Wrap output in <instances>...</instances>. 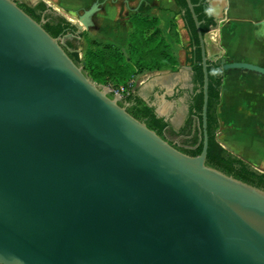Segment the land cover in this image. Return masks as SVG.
I'll list each match as a JSON object with an SVG mask.
<instances>
[{"label":"water","instance_id":"1","mask_svg":"<svg viewBox=\"0 0 264 264\" xmlns=\"http://www.w3.org/2000/svg\"><path fill=\"white\" fill-rule=\"evenodd\" d=\"M39 1L0 0V264H264V190L206 165L207 61L264 67L209 56L186 0L203 71V147L190 156L18 5ZM94 11L66 37L80 40Z\"/></svg>","mask_w":264,"mask_h":264},{"label":"trees","instance_id":"2","mask_svg":"<svg viewBox=\"0 0 264 264\" xmlns=\"http://www.w3.org/2000/svg\"><path fill=\"white\" fill-rule=\"evenodd\" d=\"M196 3L198 0H191ZM180 10H184L182 17L184 27L189 36V47L187 60L197 75V83L202 87L203 72L199 39L192 15L185 0H175ZM27 14L36 21H41V11L46 8L45 2L31 7L26 4H18ZM194 12L200 22V30L204 36L208 25L213 24L212 18L205 14V8L195 7ZM43 28L52 36L58 37L66 32L64 29L69 22L60 18L56 23L44 19ZM132 30L127 38V50L111 43L101 42L88 37L83 59H80L76 46L72 42H66L64 48L69 57L76 63L83 65V71L95 82L106 86H123L129 90V94L119 102L127 105V111L144 121L147 127L155 131L159 136L166 137L165 128L167 122L156 116L154 109L141 99L133 88V77L145 71H159L162 69H175L178 60L171 48L170 43L164 36L158 17L131 18ZM169 37L174 41L179 40L177 24L175 21L169 24ZM208 72V101H207V135L208 147L206 165L216 168L239 180L254 185L264 190V172L253 168L249 163L234 155L217 141L216 133L219 130V118L217 109L220 103V91L224 78V71L221 64L214 61H207ZM202 90L195 96L194 104L191 107V114L199 120V127L202 126ZM190 134V130L188 132ZM199 141V142H198ZM172 144V142H170ZM181 152L190 156H197L203 147V135L200 140L197 132L190 138L189 147H180L173 144Z\"/></svg>","mask_w":264,"mask_h":264},{"label":"crops","instance_id":"3","mask_svg":"<svg viewBox=\"0 0 264 264\" xmlns=\"http://www.w3.org/2000/svg\"><path fill=\"white\" fill-rule=\"evenodd\" d=\"M109 1H113L114 4L119 2V0H83L81 2L83 5L88 2V10L93 6L95 7V11L86 19L87 25L90 22L94 25H101L105 20L106 26L112 25L110 21L115 17L113 13L114 9H110L108 6ZM124 1H127V4L131 3V0ZM153 2H158L159 6H164V0H145L141 8L143 10L148 9L150 8L148 5ZM234 2L235 9L240 8L243 11L232 17L233 24L243 21L250 28L235 29L236 27H234V29L229 28L230 30L225 29L228 30V33H225L224 29H212L208 33V36H206L207 54L214 57L222 51V55L224 53L233 59L232 61H244L264 67V44L260 45L253 42L254 34L259 38L264 37V32L260 34L261 36L257 33L259 24L264 21V11H262L264 0H234ZM236 3L237 5L239 4V7L236 6ZM240 9H237V11ZM104 10L111 13L109 18H101V16L95 18L96 15L102 13ZM152 16L159 18L161 27L163 19H165L164 17L167 18L168 15H165L162 10H156ZM258 18L260 19L256 23V19ZM177 22L179 24V21ZM128 24L131 26L130 21ZM169 24L165 22L167 29H162L161 27V30L170 43L174 54L176 52L175 46L178 45L180 39L184 40L186 37L187 41L184 42L183 47L190 50L187 30L179 29L177 25L179 40L174 41L169 37ZM99 30L92 29L91 33L93 37L91 38H97L96 40L98 41L105 38L100 34ZM131 30L124 29L123 35L114 32L113 37H110L108 40L112 41L110 42L111 44L126 51V42ZM223 43L226 45L224 49L222 47ZM175 56L178 60L177 71L166 68L138 74L133 77L132 91L146 100L149 93L154 94L157 91L155 89L164 87L166 97L168 99H170L169 97L173 98L174 88L176 86L184 87L190 71L188 66L183 65L184 63L181 62L180 57L176 54ZM154 97L155 101L152 103V106L157 104L156 110L164 114V117L167 119L166 112L168 109H164V106L160 109L158 106L159 96L155 95ZM180 104H182V101H175L171 104V108L174 109L178 106L179 112ZM217 113L219 118V130L216 133L217 141L222 147L249 163L253 168L262 171L261 169H264V75L239 69L226 71L221 86L220 103Z\"/></svg>","mask_w":264,"mask_h":264},{"label":"flooded vegetation","instance_id":"4","mask_svg":"<svg viewBox=\"0 0 264 264\" xmlns=\"http://www.w3.org/2000/svg\"><path fill=\"white\" fill-rule=\"evenodd\" d=\"M61 1L62 0H58V2H61ZM172 1H173L174 5L176 6L177 11L180 13V17L182 20L184 10H180V8L176 5L175 0H172ZM40 2H45V1L41 0L39 2H36L35 4L28 2V4H26V5H29L31 7H35V6L39 5ZM119 2H122L125 9L127 11H130V13H131V15L129 17L130 22H131V18L133 16H140V17H146L147 16V15L145 16V15L141 14V11L143 10L141 8V6L144 4L145 0H136L134 4H131V3L127 4V1H124V0H119ZM155 3L158 4V2H153V5H155ZM234 3H235L234 0H219V5L221 7V21H220V23H218L217 20L213 16V11L211 8V1L210 0H198L196 3H192L194 5V9H195V7H198V6H202L203 8H205V14L212 18L213 24L208 25V28H207L208 30H207L206 34L204 35L205 38H207L206 36H208V33L210 31H212V29H217L218 24H221V26L224 29H229L230 22L233 23L232 17L243 11L240 8H237V9H240L237 11V9H235ZM21 4H23V3H21ZM236 6L239 7V4L237 5V3H236ZM149 11H152V9H149ZM262 11H264V8L262 9ZM150 14H148V16L156 17V16H152ZM40 15H41V20H44L46 18V20H50L51 22H54V23H56L57 20L60 19L61 17L66 19L69 22V25L64 28L67 30L64 34L60 35V37L64 40V43H66L67 41L72 42L76 46V50L78 49V44L80 43L81 39L79 40L75 37H66V35L71 34V33L74 34L76 31V27L73 25L74 21L70 18V16L67 17L60 10L56 9L52 5H49L48 3H46V8L41 11ZM71 17H74V16H71ZM182 22H183V20H182ZM235 25L236 24L234 23L231 26V28L234 29ZM183 26H184V23H183ZM84 28H85V26H84ZM131 29H132V25H131ZM235 29H238V28L236 27ZM206 44H207V41H206ZM200 54H201V51H200ZM214 62H216V61H214ZM201 64H202V61H201ZM189 69H190L189 76L186 80L184 87L181 88L180 86H176L174 88V93H173V99H175L176 101H178V100L182 101V104H180V106H179L180 107L179 113L184 114V117L182 119V123L180 125H178V127H179L177 129L178 131L175 130V125L170 120V117L169 118L167 117V119H166V122H167V126L165 128V131L167 132L166 137L169 139V142H172V144H175V145L180 146V147H189L190 138L193 136V134L195 132H197V134L199 136V140H200L201 132L199 134V131H201V129H202L199 127L198 118L195 115L191 114V107L194 104L195 96L201 90L203 93V83H202V87L200 89V86L197 83V79H196L197 75H196L195 71L193 70L190 63H189ZM224 72H226V71H224ZM155 90L161 91L162 88L159 87ZM163 90H164V92H166L165 89H163ZM207 92H208V89H207ZM152 94L149 93V96L147 95L148 100L147 99L145 100V99L141 98L140 96L139 97L141 99H143L147 103L148 106L152 107L154 109V112H155L156 108L154 106H152V103L155 101V97H154V94L153 95ZM175 110L178 111L177 108H175ZM201 115H202V111H201ZM189 130H190V134H188Z\"/></svg>","mask_w":264,"mask_h":264},{"label":"rangeland","instance_id":"5","mask_svg":"<svg viewBox=\"0 0 264 264\" xmlns=\"http://www.w3.org/2000/svg\"><path fill=\"white\" fill-rule=\"evenodd\" d=\"M44 1L46 3H48L49 5H52L56 9L60 10L67 17L68 16H74L75 18L80 17L85 10H88V7H89V5H87L88 2L86 4H84V5L81 3L83 0H62L61 2H58V0H44ZM88 1H92V0H88ZM105 1H107V0H105ZM135 1L136 0H131V4H134ZM159 5L160 4H156L155 3V5H153V3H150L148 5V7H150V8L142 10L141 14L145 15V16L146 15L148 16V14H150V13L154 14L156 10H162V11H164L165 15H168L167 18L164 17L165 19H163L166 23H170L171 21H175V22L179 21V24L177 22L178 28L179 29H184L185 28L183 26V22L181 21L180 13L177 11V8L174 5L172 0H164V6H159ZM108 6H109L110 9H114L113 13H114V17L115 18L111 19V21H110V22H112V25L106 26L105 25L106 24L105 23L106 20H105L104 22H102L101 25H94L93 23L90 22V24L85 26V28L83 29V31L80 34L81 35V40H80V43L78 44V49H77V52H78V55H79L80 59H83L84 51H85V48H86V40H87V38L89 36L93 37L92 33H91L92 29H100L99 30V32H101L100 34L105 37L101 41L107 42V43L112 42V41H109L108 39L110 37H113V35L115 33H119L120 35H123L124 34V29H131V26H129V24H128L129 17L131 15V13H130V11H127L125 9V7L122 4V2H118V3L114 4L113 1H109L108 2ZM149 9H152V11H149ZM152 14H150V15H152ZM110 15H111L110 12L104 10L102 13L96 15L95 18L97 16H101V18H109ZM259 19L260 18L256 19V23H258ZM237 20H240V19H237ZM164 21H163V24H162L161 27H162V29H167ZM232 25H233V23L230 22V27H229L230 29H232L231 28ZM235 27H237L238 29H248V28H250V26H248L247 23H243V21H238V23H236ZM217 29H224V28L221 26V24H218ZM96 31H98V30H96ZM224 32L228 33V30L224 29ZM186 38H184V40L180 39V41L178 42V45L175 46V49H176L175 54L180 57L181 62L184 63L183 65L189 67V63H188V60H187L188 50L183 47L184 42L187 41ZM228 39H230V38H228ZM253 42H256V43H258L260 45H263L264 44V37L259 38L256 34H254L253 35ZM225 46L226 45L223 43L222 44L223 49H224ZM183 49H185V51H183ZM221 56H222L221 58L225 62L233 60L229 56H226L224 53ZM177 70L178 69L175 68L173 71H177ZM163 89H165V88L162 87L161 91L159 90V91L154 92V96L155 95L159 96V102H158L159 105L158 106H159L160 109H162L163 106H164V109H168L167 112H166L167 117L168 118L170 117V120L175 125V130L178 131L177 130L179 128L178 125H180L182 123V119L184 117V114L179 113L178 111L175 110V108L174 109L171 108V104L173 102H175L176 100L173 99L172 97H169L170 99H168V97H166L167 96L166 92H164ZM154 107L156 108L157 104H155ZM216 137H217V134H216ZM261 170L263 171L264 169H261Z\"/></svg>","mask_w":264,"mask_h":264},{"label":"built area","instance_id":"6","mask_svg":"<svg viewBox=\"0 0 264 264\" xmlns=\"http://www.w3.org/2000/svg\"><path fill=\"white\" fill-rule=\"evenodd\" d=\"M109 88L111 89L112 92L119 95L121 98H124L129 94V90L123 86H118V87L109 86Z\"/></svg>","mask_w":264,"mask_h":264},{"label":"bare ground","instance_id":"7","mask_svg":"<svg viewBox=\"0 0 264 264\" xmlns=\"http://www.w3.org/2000/svg\"><path fill=\"white\" fill-rule=\"evenodd\" d=\"M70 18H71V16H70ZM87 18H89V16H86V17H84V21H85V24H86V26H87V21H86V19ZM74 22H77V20H78V18H75V17H73V19H72ZM263 32H264V21L263 22H261L260 24H259V26H258V29H257V33L260 35V34H263ZM261 36V35H260Z\"/></svg>","mask_w":264,"mask_h":264}]
</instances>
